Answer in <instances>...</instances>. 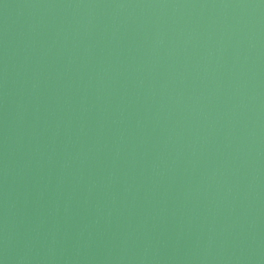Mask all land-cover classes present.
I'll return each mask as SVG.
<instances>
[{
    "label": "water",
    "instance_id": "water-1",
    "mask_svg": "<svg viewBox=\"0 0 264 264\" xmlns=\"http://www.w3.org/2000/svg\"><path fill=\"white\" fill-rule=\"evenodd\" d=\"M0 264H264V0H0Z\"/></svg>",
    "mask_w": 264,
    "mask_h": 264
}]
</instances>
